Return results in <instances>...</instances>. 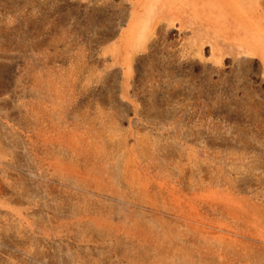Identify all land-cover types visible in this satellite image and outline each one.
Masks as SVG:
<instances>
[{
  "label": "rangeland",
  "instance_id": "rangeland-1",
  "mask_svg": "<svg viewBox=\"0 0 264 264\" xmlns=\"http://www.w3.org/2000/svg\"><path fill=\"white\" fill-rule=\"evenodd\" d=\"M0 264H264V0H0Z\"/></svg>",
  "mask_w": 264,
  "mask_h": 264
}]
</instances>
